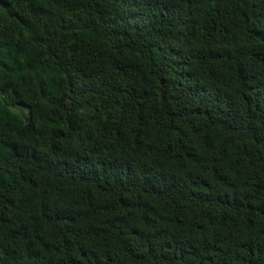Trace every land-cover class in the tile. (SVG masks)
I'll return each instance as SVG.
<instances>
[{
    "label": "trees",
    "instance_id": "16d2710c",
    "mask_svg": "<svg viewBox=\"0 0 264 264\" xmlns=\"http://www.w3.org/2000/svg\"><path fill=\"white\" fill-rule=\"evenodd\" d=\"M0 264H264V0H0Z\"/></svg>",
    "mask_w": 264,
    "mask_h": 264
}]
</instances>
